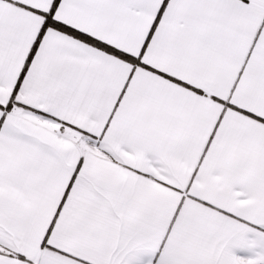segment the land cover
<instances>
[{"label": "snow or ice", "instance_id": "obj_1", "mask_svg": "<svg viewBox=\"0 0 264 264\" xmlns=\"http://www.w3.org/2000/svg\"><path fill=\"white\" fill-rule=\"evenodd\" d=\"M0 264H264V0H0Z\"/></svg>", "mask_w": 264, "mask_h": 264}]
</instances>
